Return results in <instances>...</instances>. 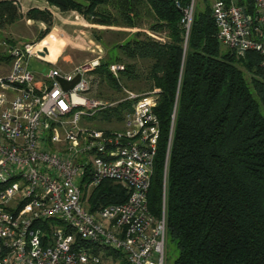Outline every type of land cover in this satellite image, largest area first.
<instances>
[{
	"label": "built area",
	"instance_id": "1",
	"mask_svg": "<svg viewBox=\"0 0 264 264\" xmlns=\"http://www.w3.org/2000/svg\"><path fill=\"white\" fill-rule=\"evenodd\" d=\"M210 1L219 44L239 56L257 53L264 79V0ZM176 7L185 48L195 0ZM43 49L11 46L9 70L0 76V264H165L174 114L156 217L147 194L160 136L154 113L158 90L122 89L124 97L113 101L92 96L102 53L65 71L47 60L48 52L41 56ZM30 58L51 67L38 75L28 68ZM124 70L122 64L109 66L117 81ZM77 76L71 88L62 86L60 80ZM122 105L119 120L114 111ZM107 114L113 116L107 119ZM99 121L120 122L121 128L92 126ZM106 182L125 192L124 203H91L93 191Z\"/></svg>",
	"mask_w": 264,
	"mask_h": 264
},
{
	"label": "trees",
	"instance_id": "2",
	"mask_svg": "<svg viewBox=\"0 0 264 264\" xmlns=\"http://www.w3.org/2000/svg\"><path fill=\"white\" fill-rule=\"evenodd\" d=\"M45 1L59 12L76 11L105 26L133 28L144 13L152 19L148 31L162 38L137 32L114 47L132 61H148L146 87L158 90L154 113L160 136L147 194L156 217L174 114L165 193L167 247L171 243L177 251L172 264H264V81L256 78L261 76L259 55L223 52L210 6L194 12L184 48L176 2L184 8L190 0ZM27 12L26 18L51 26L47 11ZM20 17L11 1L0 2V27ZM119 62L116 56L111 62L101 60L96 70L99 84L116 92L121 79L139 81L130 63L115 80L109 66ZM238 65L244 66L249 81ZM125 107L114 111L119 120ZM125 200V192L109 182L90 198L104 206Z\"/></svg>",
	"mask_w": 264,
	"mask_h": 264
},
{
	"label": "rangeland",
	"instance_id": "3",
	"mask_svg": "<svg viewBox=\"0 0 264 264\" xmlns=\"http://www.w3.org/2000/svg\"><path fill=\"white\" fill-rule=\"evenodd\" d=\"M34 1L38 2V0H31L30 3L35 5ZM210 2V0H195L194 11H204L206 7L210 6ZM47 12L51 17V26H48V24H44L41 21L26 18L25 16L28 12L25 11L22 14L19 12L21 17L12 24H6L0 27V76L9 70L10 62L8 60V51L11 46H23L30 44L47 48L48 57L54 62V66L68 71L74 66L95 58L96 54L93 50H95V52L97 51L98 48L96 47L99 45V41L97 42L94 36L97 35L101 39V42H99L103 53L101 60L105 59L110 60L111 62L116 56L122 61V63L119 62L112 64H134L137 69L136 73L139 76V81L130 82L121 79L119 81L121 88L120 92H116L115 90L109 89L105 83L98 84V77L94 75V83L91 85L92 96L113 101L110 100L109 96L116 99L124 97L125 94L122 89H126L137 94H148L153 91L146 87L147 83L145 81L149 62L140 59L132 61L114 47V45L124 42V40L127 38L129 39L137 32L143 33V35L146 34L154 36V38H162L148 31V28L153 21L145 13L137 20L138 26L131 28L128 26H105L93 23V18H89V20H87L76 11H69L65 13L55 11ZM220 48L223 52L228 51L227 48L222 47L221 45ZM238 66L242 69V71H244L246 79L249 81L250 75L247 73L244 66ZM50 67L51 66L49 64L39 62L34 58H30L28 60L29 70L41 76L45 75ZM256 78L264 81L261 76H256ZM88 121H92V119H88ZM91 124L93 127L98 129L121 128L120 122H116V125H109L108 123L101 121L91 122ZM176 255L177 251L175 246L169 243L168 247H166L165 264H172Z\"/></svg>",
	"mask_w": 264,
	"mask_h": 264
},
{
	"label": "crops",
	"instance_id": "4",
	"mask_svg": "<svg viewBox=\"0 0 264 264\" xmlns=\"http://www.w3.org/2000/svg\"><path fill=\"white\" fill-rule=\"evenodd\" d=\"M1 1H11L13 3V5H15L16 7L19 8V12L21 14L24 13L25 11H28V10L32 9V8L38 9L40 11H49V12L55 11V12H59V10L56 7L50 6L45 0H38V2L34 1L35 5H32L30 3L31 0H0V2ZM21 11H23V12H21ZM98 44L99 45L96 47V48H98L96 52L97 53H102V48L100 46V43L98 42ZM93 51L95 52V50H93Z\"/></svg>",
	"mask_w": 264,
	"mask_h": 264
},
{
	"label": "water",
	"instance_id": "5",
	"mask_svg": "<svg viewBox=\"0 0 264 264\" xmlns=\"http://www.w3.org/2000/svg\"><path fill=\"white\" fill-rule=\"evenodd\" d=\"M47 52H48L47 49L44 48L42 53H40V55L44 56L45 54H47ZM78 79L79 77L77 76L72 82H65L63 80H60V82L64 88H71L78 81Z\"/></svg>",
	"mask_w": 264,
	"mask_h": 264
},
{
	"label": "bare ground",
	"instance_id": "6",
	"mask_svg": "<svg viewBox=\"0 0 264 264\" xmlns=\"http://www.w3.org/2000/svg\"><path fill=\"white\" fill-rule=\"evenodd\" d=\"M47 60L51 61V60L49 59L48 55H47Z\"/></svg>",
	"mask_w": 264,
	"mask_h": 264
}]
</instances>
